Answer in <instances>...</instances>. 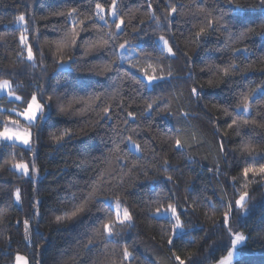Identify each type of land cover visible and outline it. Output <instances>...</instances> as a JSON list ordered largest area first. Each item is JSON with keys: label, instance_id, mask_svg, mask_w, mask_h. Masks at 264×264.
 <instances>
[{"label": "trees", "instance_id": "trees-1", "mask_svg": "<svg viewBox=\"0 0 264 264\" xmlns=\"http://www.w3.org/2000/svg\"><path fill=\"white\" fill-rule=\"evenodd\" d=\"M97 2L107 15L113 0H0V81H11L15 94L25 100L40 88L37 95L48 105L43 120L31 127L35 156L21 146L0 143V264H13L16 255L26 257L28 264H120L124 246L132 253L124 264H179L177 257L185 264H215L231 247L223 225L229 205L231 228L246 236L234 264H264V177L249 174L254 182L247 188L244 208L235 206L244 180L232 179L245 166H253V156L264 162V127L241 120L237 135L235 126L227 127L232 117L215 107L232 105L238 118L243 115L236 113L235 97L241 90L247 93L248 84L256 86L264 79V34L228 47V35L219 31L210 30L197 42L199 28L194 27L205 20L199 9L217 16L224 12V22L233 32L259 25L264 22V8L256 7L260 0H234L242 9L232 8L227 0H171L179 8L170 23L169 0H116V20L125 22L118 33L108 16L107 23L98 18ZM73 29L77 46L71 44ZM161 35L169 39L174 57L157 46ZM66 37L69 43L64 46ZM101 37L107 44L88 51L84 42ZM121 43L135 52L124 62L119 57ZM244 47L251 51L236 52ZM29 48L32 61L27 59ZM233 55L235 60L230 59ZM61 61L69 63L67 70L59 69ZM109 61L111 70L104 67ZM228 63L252 68L222 82ZM142 70L164 79L149 84ZM193 87L198 89L196 97ZM53 92L64 98L75 93L85 100L93 92L109 95L86 111L74 104L61 112L55 99H49ZM259 95L256 107L264 113V93ZM153 101V109L145 112ZM100 104L112 105L108 117L96 106ZM18 105L0 98V130L9 118L21 122L12 111ZM63 129L75 135L53 143L49 134ZM129 137L138 153L130 150ZM176 138L184 143L183 149L175 147ZM242 138L250 143L248 151L241 149ZM114 141L119 145L115 152L110 151ZM20 162L30 168L34 164L37 172L29 178L17 174L12 165ZM167 175L174 179L167 180ZM93 183L97 191L87 210L58 222L65 209L70 216L73 193L83 197ZM110 202L127 208L131 222L115 224ZM169 204L177 208L183 229L175 238L173 223L156 216ZM108 217L116 231L110 239L119 248H106L97 239L94 247L82 249L91 230L102 228L101 221ZM25 220L29 244L24 239Z\"/></svg>", "mask_w": 264, "mask_h": 264}, {"label": "snow or ice", "instance_id": "snow-or-ice-1", "mask_svg": "<svg viewBox=\"0 0 264 264\" xmlns=\"http://www.w3.org/2000/svg\"><path fill=\"white\" fill-rule=\"evenodd\" d=\"M227 3L232 6L234 9H242V5H240L237 2H234V0H227ZM96 13L98 15V18L100 20H104L103 13L106 11L105 6H103L101 3H96ZM256 7L264 8V0H260L259 4L256 5ZM178 8L179 6H173L171 3V0H169L168 3V16H169V23L171 22L172 15L178 14ZM117 4L116 0H113V3L111 5V15L116 14ZM149 9H151V4H149ZM72 11H75L73 9ZM200 12H203L205 14V20L198 26L199 30L195 32V38L197 39V42L199 38L205 37L209 34L211 31H219L221 33L228 35V47H232L234 43H240L247 38H249L250 35H261L264 34V31L257 32L256 28L260 27L264 29V22L260 23L259 25L255 26H249L243 30H240L238 32L231 31L228 26L224 22V12H220V14L214 15L213 12L207 10V9H199ZM71 12H69V16H71ZM19 19L21 21L24 20L23 16H20ZM124 20L120 19L117 20L114 27L117 30V33L119 31H122V26L124 25ZM160 21L157 20V27L159 28ZM87 26H85L83 30H86ZM117 33H110V36H116ZM78 33L75 32V29H73V35L71 39V44L73 46H77V39L76 36ZM160 42L162 43L163 49L167 52L168 56L174 57L175 53L173 51V47L170 46L169 39H166L163 35L159 37ZM64 46H67L69 41L67 37L61 42ZM85 46L87 47L88 51H91L95 48H97L98 45H106L107 40H105L103 37H101L98 41L95 42H84ZM119 48L123 49L125 48V44L121 43L119 44ZM245 52L248 53L251 51V49L244 47V48H236V52ZM115 55V53H113ZM27 59L29 61L33 60V52L32 49H28V56ZM121 59H126L124 57H121ZM231 60H235L236 56L233 55L230 57ZM63 63V61H61ZM104 67L107 70H111V61L104 64ZM149 67H152V65H149ZM252 68L251 65L246 66L245 68H241L240 65L235 63H228L225 64L223 67V77H221V81L223 82L224 79L231 77L232 75L241 72V71H248ZM144 79L149 83L152 84L157 79H164V77H157L155 75H148L146 70H142ZM154 71V69H153ZM261 71H264V69H261ZM220 70L217 69L215 74L219 76ZM169 76H171V72L169 71ZM248 88V92L245 93L243 90H241L235 97V107H236V113L242 112L243 115L239 118L236 114H234L231 111L232 105H215V107H219L222 109L224 114L226 116H231V123L227 125L228 128H233L235 126L236 134L239 135V129L241 126V120L244 124H252L254 126L264 127V113H261L258 108L256 107V100L260 99L261 93H264V79L260 81V83L256 86H253V84H248L246 86ZM0 90L6 91L14 101L19 102L18 108L13 109L12 111H15V114L17 117H22L24 121L27 122V126H25L22 130L19 128L20 120L18 119H8L7 123L12 125H17V128H9L4 127L3 130H0V140H7L12 141L15 140L19 142L20 144L26 146L29 148V150L33 151V155L35 156V150L31 148V142H32V134L29 131V128L35 127L37 125L38 120L42 121L43 117L46 113V108L48 105H45L42 102V99L40 96L37 95L38 92H40V88L36 89V92L33 93V95L25 100L21 95H16L15 90L12 87V84L9 82V80L5 79L0 81ZM193 97L198 96V89L193 87L192 90ZM109 93H98L93 92L91 94H88L87 99H83L77 94L70 95L71 98H64L55 92H53L49 99H55L59 110L61 112L67 111L69 108H72L74 104H80L81 112L86 111L88 108L92 107V105L95 103V101H103L106 96H108ZM69 97V96H68ZM97 107H101L102 111L104 113V117H108L109 115V109L112 107L111 104H100L96 105ZM154 107V101L147 103V107L144 109L145 112H150ZM74 110V109H73ZM94 110V109H93ZM129 116L134 118L132 116V113H129ZM257 117H260L258 120ZM50 138L52 139L53 143H61L64 142L67 139H71L74 135V131H70L69 129H63L58 130V132L50 133ZM179 135V130H177V136ZM129 142L131 141V137H129ZM175 147L177 149H183L185 147L184 143L181 141V139L176 138L175 139ZM119 149L118 143L114 141L113 149L110 151H117ZM241 149L248 151L250 149V143L248 141H245L243 138L241 140ZM139 150V149H138ZM220 151L223 153L224 148L221 144ZM168 164L169 162L167 160L164 161V171H168ZM253 166H245L242 171L238 174V177H233V181L235 182L239 177H242L244 180V183L241 184L242 191L239 194V197L235 199V206L236 208H244L246 201L249 199V192L247 191V188L250 183L254 181H249V174L251 173L253 176H261L264 177V162L257 161L256 158L253 156L252 160ZM258 165V166H255ZM12 167L16 170V172H22L25 177H28L30 175H34L37 172V169L35 165L33 164L30 168V166L26 163L20 162V163H14ZM209 171H212L209 169ZM217 171H219V168L217 167ZM167 180L172 181L174 179L173 175H167ZM97 191V185L96 183H93L90 185V191L85 194L83 197H78L76 193H73V201L75 203L72 204V211L70 216L68 215L67 209H65V217H57V221L64 218H71L77 216L79 213H82L86 211V206L92 201V199L95 197ZM16 201L19 202L20 197V190L17 189L15 193ZM210 207L215 210V205L211 204ZM117 212H116V218H115V224L119 225H125L126 223H130L132 220V216L130 215L127 208L123 210V213L120 212V204L117 202L116 204ZM159 211V209H158ZM167 211L171 213L172 217L175 219V225L174 228L179 229L181 228V222L179 217L177 216V208L174 207L172 204L168 205ZM231 205L228 206V209L224 213L223 217V225L224 228L228 230L229 236H230V245L231 247L227 251V256L223 257L219 261L216 262V264H232L233 258L235 256V249L237 248V245L243 244L246 242V236L243 233L235 232L231 228ZM102 228H94L92 229V235L89 236L87 243L82 244V249H87L89 247H94L96 244L97 239L103 240L105 247L111 246L114 249H118L119 245L111 240L113 236L116 235L115 231V224L112 222L111 217H108L105 221H101ZM24 228H25V239L28 240V230H29V221L25 220L24 222ZM169 244H173V240L169 239ZM112 255H116V252L114 251ZM106 258L108 257V254L105 253ZM132 259V253L129 251L127 246L123 247L122 250V256L120 258V264H124V261H131ZM179 262V264H185L184 260H181L179 257L176 258ZM16 262L17 264H27V261L23 256L17 255L16 256Z\"/></svg>", "mask_w": 264, "mask_h": 264}, {"label": "rangeland", "instance_id": "rangeland-1", "mask_svg": "<svg viewBox=\"0 0 264 264\" xmlns=\"http://www.w3.org/2000/svg\"><path fill=\"white\" fill-rule=\"evenodd\" d=\"M110 11H111V8H110V10H109V12H108L107 15H106L105 12L103 13L105 19L102 20V21L105 22V23H107L106 17L108 16L110 21H112V22L114 21V22L116 23V22H117V20H116V19H117V13H116L115 15H111V14H110ZM21 44H22V46L25 45V37H22V38H21ZM157 46H158L162 51H164L165 53H167V52L163 49L162 43L160 42L159 38L157 39ZM133 56H135V52H134V50H133L132 48H128L127 46H125V48H123V49H119V57H120V61H121V62H124V61H126V60H129V59H131ZM121 57H124V58H126V59H121ZM68 68H69V63H68V62L61 63V64L59 65V69H60V70H67ZM9 82L12 84V87H13V83H12L11 81H9ZM1 97H7L8 100H10V101H14L11 97H9L8 93H7L6 91H3V90H0V98H1ZM16 102H17V101H16ZM13 113H15V111H14ZM19 118L21 119V122H20L19 128L22 130L25 126H27V122L24 121L22 117H19ZM4 127H9V128H13V129H15V128H17V125H12V124L5 123ZM2 130H3V129H2ZM29 131L31 132V128H29ZM0 143L15 144V145L21 146V147H23V148L29 149L28 147H26V146L20 144L19 142L15 141V140H12V141L0 140ZM32 144H33V143L31 142V148H32ZM129 148H130V150H131L132 152H134V153H138V148H137V146L134 145V144L131 143V142H129ZM13 170L16 172V170H15L14 168H13ZM16 173L19 174V175H23L22 172H19V173L16 172ZM29 177H32V175L28 176V178H29ZM15 202H16L17 205L20 204V201L17 202V201H16V198H15ZM110 204H111L113 210H114L115 212H117V208H116V204H117V203H111V202H110ZM119 210H120V212H121V214H122V213H123V208L121 207V205H120V209H119ZM156 216L159 217V218H167V219H169V220L173 223V225H175V222H176L175 219L172 217L171 213L168 212L167 210H163V211H161V212H158V213L156 214ZM182 234H183V229H182V227L179 228V229L174 228V235H173L174 238H175V237H178V236H180V235H182ZM28 236H29V239L26 240V239H25V228H24V239H25V242H26L27 244L30 243V232H29V230H28ZM243 244H244V243H243ZM243 244L237 245V248L235 249V256H234V258H233L232 264H234L235 261L238 259V257H239V248H240ZM16 256H17V255H16ZM20 256H23V255H20ZM225 256H227V254H226ZM225 256H224V257H225ZM23 257H24V256H23ZM24 258H25V260L27 261V264H28V260L26 259V257H24ZM222 258H223V257H222ZM222 258H221V259H222ZM13 264H17V262H16V257H15V259H14V263H13ZM215 264H216V263H215Z\"/></svg>", "mask_w": 264, "mask_h": 264}]
</instances>
